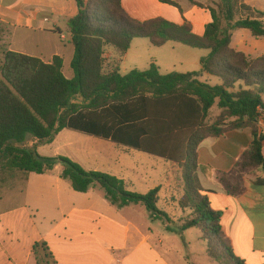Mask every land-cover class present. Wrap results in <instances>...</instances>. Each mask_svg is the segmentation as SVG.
<instances>
[{
	"label": "trees",
	"instance_id": "16d2710c",
	"mask_svg": "<svg viewBox=\"0 0 264 264\" xmlns=\"http://www.w3.org/2000/svg\"><path fill=\"white\" fill-rule=\"evenodd\" d=\"M123 1L76 0L78 13L66 22L75 47L71 80L65 77L59 56L45 63L14 51L4 54L0 66L3 181L11 178L26 182L32 173H51L61 165L62 178L76 192L87 193L100 186L111 204L119 208L142 205L154 219L164 221L173 230L169 215L158 208L159 188L147 194L130 192L125 181L115 176L87 171L64 156L45 157L38 153V147L51 144L67 128L117 142L128 141L120 133H101L95 119L98 115L99 122H104L108 114L126 106L133 112L123 121H114L112 127L141 128L144 138L134 144L137 149L177 162L183 169L184 193L179 205L186 216L176 231L198 229L209 257L218 264H246L233 253L223 230L222 213L210 205L208 195L212 192L200 185L198 149L206 139L250 129L253 141L235 170L239 179L256 170L264 171V130L259 126L264 120V56L252 59L232 47L233 32L240 29L264 39V23L241 18L240 0H221L217 9H211L213 23L203 36H198L189 25L179 26L161 18L140 22L126 12ZM135 39H147L155 47L173 42L209 51L201 59V73L219 78L222 84L213 87L199 81L200 72L163 75L155 64L147 71L133 70L122 75L120 65ZM156 104L158 108L151 109ZM215 106L219 114L211 121L209 114ZM138 108L142 111H135ZM163 135L184 139L182 150H186L180 158L159 152L156 144ZM29 137L32 145H28ZM218 178L227 193L244 192L239 179L231 173H220ZM33 253L38 264H55L46 243L35 244Z\"/></svg>",
	"mask_w": 264,
	"mask_h": 264
},
{
	"label": "crops",
	"instance_id": "0c3cea01",
	"mask_svg": "<svg viewBox=\"0 0 264 264\" xmlns=\"http://www.w3.org/2000/svg\"><path fill=\"white\" fill-rule=\"evenodd\" d=\"M194 1L196 4L189 0H124L123 7L140 22L161 18L179 26L189 25L193 33L203 36L213 23L211 9H217L221 0ZM240 2L241 18L264 23V0ZM77 13L76 0H0V33L10 35L5 53L14 51L45 63H51L59 56L63 60L65 77L73 79L71 64L75 47L66 30V22ZM23 39L29 42L31 51L17 48ZM136 40L120 65L122 75L133 70L147 71L152 64L157 65L163 75L201 73V59L209 54L207 50L173 42L155 47L147 39L151 47L164 50L146 48L145 52L146 46L135 44ZM232 47L252 59L264 56V39L253 37L246 29L233 32ZM205 76L212 77L201 73L199 81L213 87L222 84L219 78L210 83ZM125 107L122 106L120 112L108 114L104 122H99L98 115L95 119L98 131L110 136L120 133L130 140L129 143L67 128L51 144L38 147V153L57 146L53 155L43 156H67L87 171H99L124 180L130 192L147 194L159 188L158 206L163 197L166 207L175 211L177 206L180 208L179 201L184 193L183 169L177 162L137 149L134 144L144 138L141 128L112 127L114 121H123L133 112ZM141 108L135 111L141 112ZM152 108H158L157 104L151 105ZM210 116L211 113L209 119ZM259 126L264 130V120ZM183 140L163 135L158 137L156 147L163 154L180 158L186 150H182ZM252 141L250 129L203 141L198 149V178L202 189L212 192L208 195L211 207L222 213L223 230L233 253L246 264H264V171L256 170L239 179L235 170L236 163ZM62 172L63 167L59 165L51 173L30 174L24 183L23 203L0 211V264H38L33 247L39 243H46L55 264H151V256L154 263L168 264L158 245L151 244L148 218L144 220L134 215L132 209L138 205L119 208L96 188L78 193L62 178ZM220 173H231L239 179L244 192L240 195L227 193L219 182ZM161 211L173 221L172 231L182 225L186 216L182 209L183 216L177 217L164 209ZM165 228L170 230L167 223ZM190 230L183 232V237L186 238ZM197 239L204 242L201 234ZM186 244L192 246L187 240Z\"/></svg>",
	"mask_w": 264,
	"mask_h": 264
},
{
	"label": "rangeland",
	"instance_id": "374dc122",
	"mask_svg": "<svg viewBox=\"0 0 264 264\" xmlns=\"http://www.w3.org/2000/svg\"><path fill=\"white\" fill-rule=\"evenodd\" d=\"M52 17L49 15V18ZM49 25H46L48 27ZM1 27V26H0ZM63 30L65 28L62 26ZM10 35H4L0 33V66L4 62V54L9 45ZM141 44L145 47V52L148 50L146 48H152V50H164L161 48L156 49L155 47H151L150 43L145 39H137L135 44ZM17 48L24 51H31L29 42L26 40H22L21 44ZM121 69V68H120ZM207 80H211L210 83L219 81L218 78H213L209 76H205ZM2 80V76L0 74V81ZM207 83L208 82H204ZM219 109L215 106L211 110L210 120H214L215 115H217ZM31 143V138L28 139V145ZM92 145V144H88ZM58 147L55 146L53 148L47 147L46 149L41 151L40 155H53ZM67 157V156H64ZM69 158V157H67ZM71 159V158H69ZM72 160V159H71ZM73 161V160H72ZM83 167V166H82ZM84 168V167H83ZM85 169V168H84ZM86 170V169H85ZM7 180V181H6ZM6 181V182H5ZM3 181V173L0 170V211L7 207H11L16 204L23 203V191H24V181L23 180H16L13 181L11 178L5 179ZM100 194L105 195V191L100 187H95ZM139 207H134L132 210L134 215L138 216L139 218H143L144 220L148 218L150 229H151V237L152 241L151 244L158 245L161 255L164 256L166 262L168 264H218L213 261L207 252V245L206 243L199 241L197 236L200 235V231L198 229H192L188 232L187 237H183L181 232L166 230L165 222L162 220L154 219L152 214L149 213L144 207L138 205ZM159 209H164L172 216H183V212L177 206L175 211L170 210L169 207H166L164 198L162 197L159 204ZM186 240L192 242V246L188 247L186 244ZM160 241V243H159ZM153 257L151 256V264H158L154 263Z\"/></svg>",
	"mask_w": 264,
	"mask_h": 264
}]
</instances>
